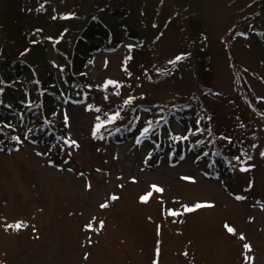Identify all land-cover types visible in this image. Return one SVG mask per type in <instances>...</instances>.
I'll return each instance as SVG.
<instances>
[{
  "label": "rangeland",
  "instance_id": "374dc122",
  "mask_svg": "<svg viewBox=\"0 0 264 264\" xmlns=\"http://www.w3.org/2000/svg\"><path fill=\"white\" fill-rule=\"evenodd\" d=\"M1 59L0 264H264V0H0Z\"/></svg>",
  "mask_w": 264,
  "mask_h": 264
},
{
  "label": "trees",
  "instance_id": "16d2710c",
  "mask_svg": "<svg viewBox=\"0 0 264 264\" xmlns=\"http://www.w3.org/2000/svg\"><path fill=\"white\" fill-rule=\"evenodd\" d=\"M103 24L99 21L93 20L87 23L83 29L81 30L78 38L73 47V51L71 52L70 59V68L73 72H84L83 68L85 64L90 63L93 56L99 52L101 49L105 50V48H101L99 45V39L104 33ZM128 33L125 32L124 36H127ZM200 55H203L200 53ZM202 57L200 61L202 63V71H207L206 63ZM204 63V64H203ZM19 66V67H18ZM18 66H16V62L12 63H3V60H0V67H2L5 73L10 75V79L20 81L22 79V66L21 62H18ZM206 73V72H205ZM58 96H55V95ZM54 97L62 98V94L55 93ZM53 97L54 103L55 98ZM31 116L35 120L31 123V129L38 128V124L41 122L40 119H36V115L31 113ZM45 130V129H43Z\"/></svg>",
  "mask_w": 264,
  "mask_h": 264
},
{
  "label": "snow or ice",
  "instance_id": "6c2138e0",
  "mask_svg": "<svg viewBox=\"0 0 264 264\" xmlns=\"http://www.w3.org/2000/svg\"><path fill=\"white\" fill-rule=\"evenodd\" d=\"M184 58H185V54H181V55L177 56L173 61H170L169 63L175 64L176 62H178V61H180V60H182ZM108 85L114 86L117 89V93L116 94H118V90H119V87H120V85H119L118 82H115V81H107L106 84H105V87H107ZM133 99L134 98L129 97L127 100H125L124 103L125 104H130ZM96 111H100V109H96ZM119 115H120V113L119 112H116L114 115L109 116V118H108L107 121H100V117H97V120L100 121V122L94 128L93 137L96 138L97 133L99 132L100 128L101 127H104L107 123H111V122L115 121L119 117ZM65 119L67 121V117ZM147 131L148 130L145 129V132H147ZM100 138H103V137H100ZM14 139H18V138H14ZM185 139H186V137H185ZM65 142L68 143L70 146H76V147L79 146L75 140H68V141H65ZM261 155H264V153H261ZM236 159H239V157H237ZM248 159H251V157H248ZM241 171H248V169L247 168H241ZM185 179H188V178L185 177ZM152 187H153V189L156 192H162L163 191V189L159 188L158 186L153 185ZM150 196H151V193H148L145 196L141 197V200L143 202H147V200L149 199ZM111 199L115 200V199H117V197L113 196V197H111ZM237 199H242V197H237ZM101 207L102 208L107 207V204H102ZM201 207H211V205L197 203L193 207L185 206V211L191 212V211H194V210L199 209ZM170 214L171 215H179L180 213L170 212ZM22 226H23L22 222H17L14 225H7L6 228H15V229L18 230ZM100 226L103 227V222L102 221L100 222ZM86 228L89 229V230H91V223L89 225H86ZM226 228H227V230L230 233L234 232V229L231 228L230 226L226 225ZM240 238L241 239H244L243 236H241ZM244 247H245V249H247L249 251L251 250L250 249V246L247 245V244H245ZM246 259L247 260H250L251 258L246 257ZM154 264H155V262H154Z\"/></svg>",
  "mask_w": 264,
  "mask_h": 264
}]
</instances>
